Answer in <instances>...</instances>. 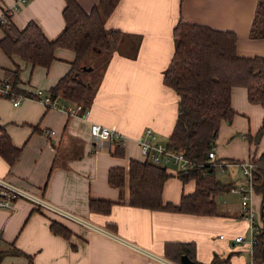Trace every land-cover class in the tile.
Wrapping results in <instances>:
<instances>
[{
	"label": "crops",
	"instance_id": "1",
	"mask_svg": "<svg viewBox=\"0 0 264 264\" xmlns=\"http://www.w3.org/2000/svg\"><path fill=\"white\" fill-rule=\"evenodd\" d=\"M76 2L89 13L98 0ZM64 7L65 0H0V18L5 10L13 9L9 25H0V39L9 26L22 29L34 21L44 36L53 40L64 28ZM255 7L256 0H120L104 26L121 32L123 37L102 71L85 118L45 108L30 98L37 89L50 93L69 71L74 60L72 51L57 48L55 60L44 69L32 68L16 56L8 58L0 50V82L17 66L18 88L28 96L17 107L0 98V136L5 133L11 145L19 149L12 166L0 156V177L79 220L22 199L16 201L12 211L0 209V261L176 264L165 256V245L192 243L195 260L201 264H252L249 224L242 217L236 193L225 192L216 199V205L222 202V210L218 213L216 206L215 216L152 211L129 206L127 187H111L107 174L112 168L126 169L130 160L143 161L137 140L145 129L152 130L149 141L167 142L177 116L178 97L163 85L162 77L174 51L172 30L177 22L233 32L237 55L264 56V39L248 37ZM96 58L94 54L90 62ZM57 95L67 104H76ZM231 108L235 116L230 123H221L213 148L216 161L259 160L264 156V132L258 141L256 134L264 124V108L249 103L243 87L232 88ZM93 124L115 127L127 137L125 147L94 140L90 134ZM167 173L171 177L163 186L162 200L177 205L182 195L194 191V181L184 184L173 172ZM222 173L228 179L220 182L231 187L242 179L233 166H226ZM91 199L112 202L110 213L89 211ZM251 205L256 211L259 205L256 222L262 228L260 198L252 196ZM53 222L66 228L69 236L53 234ZM238 236L243 242H235Z\"/></svg>",
	"mask_w": 264,
	"mask_h": 264
},
{
	"label": "trees",
	"instance_id": "2",
	"mask_svg": "<svg viewBox=\"0 0 264 264\" xmlns=\"http://www.w3.org/2000/svg\"><path fill=\"white\" fill-rule=\"evenodd\" d=\"M119 1L98 0L97 6L85 13L76 0H65L62 13L65 25L55 39L48 40L37 23L30 21L22 29L14 26L4 29L0 50L8 58L16 56L32 68L44 69L55 60L57 48L72 51L74 60L69 71L49 91L52 95L60 94L64 100L87 108L111 52L123 37L121 32L107 30L104 26ZM172 37L174 51L163 71L162 83L174 91L178 102L177 116L165 145L168 149L181 152L195 164L189 170L173 174L184 184L194 181V191L182 195L177 205L164 203L162 190L171 175L164 167L149 161L130 160L126 169L112 168L108 171L107 182L114 188L127 187L128 205L131 207L215 216L216 199L229 192L231 185L222 184L215 178L216 168L210 166L207 154L215 146L221 123H230L235 116L231 108L232 88H245L247 101L264 108V56L241 57L236 52L233 32L182 20L173 28ZM248 37L251 40L264 39V0H256ZM94 54H97V58L90 62ZM83 66L86 69L90 66L91 69L83 71ZM19 75L20 68L15 66L7 72L2 82L8 83L14 92L22 93L18 88ZM263 132L264 124L256 134L257 141ZM18 155L19 149L14 148L9 137L3 133L0 136V156L12 166ZM263 158L261 155L259 160H253L258 166L254 175V191L261 194L263 226L253 248L252 264H264ZM111 205L112 202L103 200L91 199L88 202L89 211L103 215L110 213ZM50 229L53 234L69 236V231L55 222L51 223ZM164 254L176 264H179L181 255H186L194 264H201L195 260V246L192 243L166 244Z\"/></svg>",
	"mask_w": 264,
	"mask_h": 264
},
{
	"label": "built area",
	"instance_id": "3",
	"mask_svg": "<svg viewBox=\"0 0 264 264\" xmlns=\"http://www.w3.org/2000/svg\"><path fill=\"white\" fill-rule=\"evenodd\" d=\"M17 2H27V0H17ZM13 9L5 10L0 23L6 24L9 22V14ZM0 97L7 98L13 107H17L21 102L27 98L23 93H16L11 89V86L6 82H0ZM30 98L38 100L45 108L54 109L63 112L68 115L80 116L85 118L88 114V109L84 108L82 104H67L61 101L59 95H52L51 93H44V90L37 89L32 92ZM91 137L103 143L114 142L115 146L124 148L126 145L127 137L118 132L115 127H105L98 124L90 126ZM152 137V130L150 128L145 129L143 136L137 140L139 152L143 158V161H149L154 165L165 167L167 165H174L176 171H186L194 167V163L189 161L181 152L168 149L165 144H155L148 139ZM208 162L210 166L220 169L224 172L226 166H233L239 169L241 180L230 187L232 193H236L240 197V207L242 217L249 224L250 239L248 244L251 248V258L253 248L257 242V236L262 232V228L256 222V212L251 205L252 196L254 194V175L257 172V164L252 159H247L237 163H225L216 161L215 152L210 150L207 154ZM26 200L37 208L47 209L53 213L63 216L73 221H79L74 215L58 209L45 200L42 197L33 194L27 190H24L18 186H15L0 177V209L12 211L15 207V203L18 200ZM222 237V236H221ZM235 242H243L241 236L236 237ZM253 260V258H252Z\"/></svg>",
	"mask_w": 264,
	"mask_h": 264
},
{
	"label": "rangeland",
	"instance_id": "4",
	"mask_svg": "<svg viewBox=\"0 0 264 264\" xmlns=\"http://www.w3.org/2000/svg\"><path fill=\"white\" fill-rule=\"evenodd\" d=\"M88 70L87 71H89L90 69H91V67L89 66L88 68H87ZM97 89V88H96ZM96 91V90H95ZM95 93V92H94ZM8 101V100H7ZM3 102H6L5 100L3 101ZM163 143V142H162ZM138 157H140V156H138ZM165 168H166V170L168 171V172H173L172 174H174L175 173V167H174V165H167V166H165ZM228 176H227V174L226 173H222L221 171H220V169H216V171H215V178L217 179V180H219V181H221V182H225V181H227V178ZM226 195H228V194H225V197H226ZM236 195H238V194H236ZM258 196V197H257ZM234 197V199L236 200V198H235V196H233ZM253 198L255 199V198H260V201H261V194H258V193H254V195H253ZM254 204V203H253ZM217 209H218V213H219V211H221L222 210V202H218L217 203ZM258 208H256L257 209V211H256V218H257V212H259V205L257 206ZM248 231V230H247ZM218 235L219 234H216V238H217V240H218ZM249 236V231L247 232V237ZM242 237V236H241ZM243 238V237H242ZM2 249V247H0V250ZM1 263L0 264H6V259H2V261H0Z\"/></svg>",
	"mask_w": 264,
	"mask_h": 264
},
{
	"label": "water",
	"instance_id": "5",
	"mask_svg": "<svg viewBox=\"0 0 264 264\" xmlns=\"http://www.w3.org/2000/svg\"><path fill=\"white\" fill-rule=\"evenodd\" d=\"M83 71H86L88 69H86V67H82ZM180 264H194L193 261H191L186 255H181L180 257Z\"/></svg>",
	"mask_w": 264,
	"mask_h": 264
}]
</instances>
